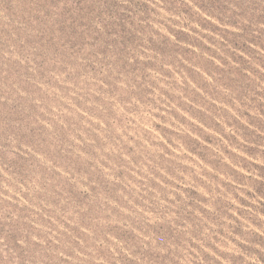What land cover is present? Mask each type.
I'll return each instance as SVG.
<instances>
[{"label":"rangeland","instance_id":"1","mask_svg":"<svg viewBox=\"0 0 264 264\" xmlns=\"http://www.w3.org/2000/svg\"><path fill=\"white\" fill-rule=\"evenodd\" d=\"M0 264H264V0H0Z\"/></svg>","mask_w":264,"mask_h":264}]
</instances>
